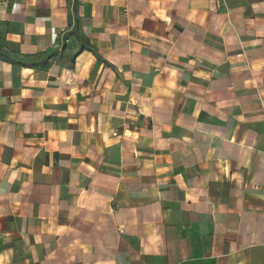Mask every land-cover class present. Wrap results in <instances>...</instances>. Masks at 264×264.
<instances>
[{
    "label": "crops",
    "instance_id": "1",
    "mask_svg": "<svg viewBox=\"0 0 264 264\" xmlns=\"http://www.w3.org/2000/svg\"><path fill=\"white\" fill-rule=\"evenodd\" d=\"M0 264H264V0H0Z\"/></svg>",
    "mask_w": 264,
    "mask_h": 264
}]
</instances>
